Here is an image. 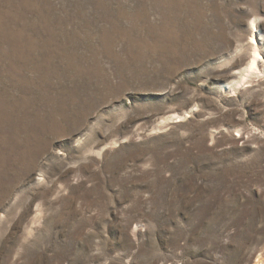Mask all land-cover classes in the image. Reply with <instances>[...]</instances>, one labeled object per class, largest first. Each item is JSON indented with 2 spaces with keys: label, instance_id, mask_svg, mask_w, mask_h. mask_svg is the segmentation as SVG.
<instances>
[{
  "label": "rangeland",
  "instance_id": "374dc122",
  "mask_svg": "<svg viewBox=\"0 0 264 264\" xmlns=\"http://www.w3.org/2000/svg\"><path fill=\"white\" fill-rule=\"evenodd\" d=\"M0 264H264V0H0Z\"/></svg>",
  "mask_w": 264,
  "mask_h": 264
},
{
  "label": "bare ground",
  "instance_id": "6f19581e",
  "mask_svg": "<svg viewBox=\"0 0 264 264\" xmlns=\"http://www.w3.org/2000/svg\"><path fill=\"white\" fill-rule=\"evenodd\" d=\"M257 64H258V54H255V56H254V58H253V60H252V62L250 64V67H249L248 71L249 72L253 71L255 69V67L257 66Z\"/></svg>",
  "mask_w": 264,
  "mask_h": 264
}]
</instances>
